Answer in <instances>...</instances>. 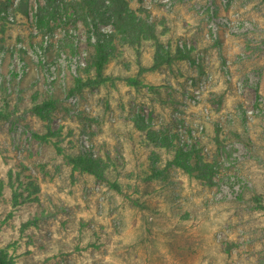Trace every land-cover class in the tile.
Instances as JSON below:
<instances>
[{
  "label": "rangeland",
  "instance_id": "374dc122",
  "mask_svg": "<svg viewBox=\"0 0 264 264\" xmlns=\"http://www.w3.org/2000/svg\"><path fill=\"white\" fill-rule=\"evenodd\" d=\"M97 2L0 0V251L264 264V0H126L100 73Z\"/></svg>",
  "mask_w": 264,
  "mask_h": 264
},
{
  "label": "trees",
  "instance_id": "16d2710c",
  "mask_svg": "<svg viewBox=\"0 0 264 264\" xmlns=\"http://www.w3.org/2000/svg\"><path fill=\"white\" fill-rule=\"evenodd\" d=\"M85 1V0H84ZM85 7H90L87 5V2L84 3ZM92 12L95 13V17L91 19V25L94 29V33L96 34V43L92 44L93 48L96 51V56L94 58V65L98 73L103 70V67L106 61L109 58V45L114 37H116L115 33H108L99 29V22H106L105 18L113 19V23L115 25V29L117 33L122 34L124 42L132 43L139 39L138 30L141 28L145 22L140 18H136L132 15L131 11H129L128 4L126 0H111V2L107 3L106 0H98L97 4L95 3V7L92 9ZM102 18L99 19L98 18ZM150 33L153 35L154 30L152 26H148ZM158 57H162L161 49H159ZM163 58V57H162ZM165 60V58H163ZM170 62L169 59L165 60ZM184 153V152H183ZM186 155H191L192 151L186 152ZM91 159H88L85 163V169L93 171V164L90 162ZM187 170H194L190 168L188 165L184 163L181 164ZM264 209V207H261ZM0 264H10L6 256L0 251Z\"/></svg>",
  "mask_w": 264,
  "mask_h": 264
},
{
  "label": "built area",
  "instance_id": "2783aa9c",
  "mask_svg": "<svg viewBox=\"0 0 264 264\" xmlns=\"http://www.w3.org/2000/svg\"><path fill=\"white\" fill-rule=\"evenodd\" d=\"M45 42H46V41H45ZM47 46H48V42H46L44 45H42V48H40V49H42V50H40L39 53L43 52V50L46 51ZM44 64H45V63H44ZM18 72H19V71H18ZM20 74H21V71H20Z\"/></svg>",
  "mask_w": 264,
  "mask_h": 264
}]
</instances>
